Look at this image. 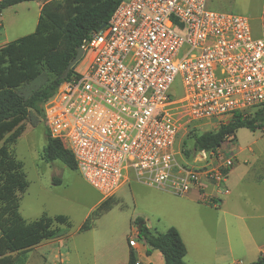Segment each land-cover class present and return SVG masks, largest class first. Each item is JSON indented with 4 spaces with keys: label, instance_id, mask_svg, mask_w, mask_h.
Here are the masks:
<instances>
[{
    "label": "built area",
    "instance_id": "obj_1",
    "mask_svg": "<svg viewBox=\"0 0 264 264\" xmlns=\"http://www.w3.org/2000/svg\"><path fill=\"white\" fill-rule=\"evenodd\" d=\"M253 30L208 0H121L43 103L44 127L103 200L133 180L177 196L195 191L216 207L233 159L216 151L187 160L182 144L213 119L264 107V0Z\"/></svg>",
    "mask_w": 264,
    "mask_h": 264
},
{
    "label": "trees",
    "instance_id": "obj_2",
    "mask_svg": "<svg viewBox=\"0 0 264 264\" xmlns=\"http://www.w3.org/2000/svg\"><path fill=\"white\" fill-rule=\"evenodd\" d=\"M121 0H0V14L7 8L24 2H39L41 7L33 33L23 36L0 52V264H11L12 254L24 252L44 241L58 236V227H70L62 215L49 217L43 214L38 219L27 221L20 212L21 195L28 183L22 164L15 158L12 147L24 131L23 122L33 112L43 119L42 105L52 97L58 85L68 79L64 73L83 42L106 25ZM51 75L45 83L28 96L20 94L23 86L35 82L42 73ZM239 129L264 132V107L255 108L242 116L232 113L214 129L200 132L190 130L183 141L182 153L191 160L193 152H216L227 140L235 137ZM45 133L41 160L47 164L56 161L75 171L72 154L57 139ZM59 184V180H54ZM112 198L103 200L99 207L85 220L80 230L92 227L94 221L109 211ZM142 219L135 220L137 239L147 249L158 251L164 264H184L185 247L174 228L164 234H154ZM129 245V243H128ZM135 253L129 245L127 264H135ZM254 264H264L259 258Z\"/></svg>",
    "mask_w": 264,
    "mask_h": 264
},
{
    "label": "rangeland",
    "instance_id": "obj_3",
    "mask_svg": "<svg viewBox=\"0 0 264 264\" xmlns=\"http://www.w3.org/2000/svg\"><path fill=\"white\" fill-rule=\"evenodd\" d=\"M242 8L243 6H235V10ZM17 9L21 11L22 26L15 34L8 32L9 40L28 35L35 27V13L27 11L25 6ZM235 10L227 12L238 14ZM10 13L5 12L4 15ZM260 13L261 10L251 19L255 33L258 30ZM9 21L8 17L6 24ZM11 23L14 24L12 21ZM79 67L82 68L81 65ZM48 75L44 72L35 82L21 87L20 94L28 96L49 79ZM172 91L176 96L181 95L179 80L173 84ZM210 126L208 130L214 129L217 120H211ZM23 127V133L12 147L15 158L22 164L28 183L25 193L21 195L19 212L27 221L38 219L43 214L49 217L64 215L69 219L71 227L56 226L59 232L53 239L58 238L57 240L44 241L27 251L12 254L11 264H96L98 259L102 261V257L112 254L118 255V260L128 250L130 239L138 241L136 219H142L141 224L147 227L164 232L168 226L183 220L184 216H191L184 200L188 194L177 196L167 191L146 188L131 180L115 194L112 208L94 222L93 228L80 231L91 208L101 197L84 182L77 171L67 169L58 161L47 164L41 160L40 154L45 144V127L41 117L31 112L23 122ZM250 146L254 148L256 157L264 159L263 131L239 129L236 139L234 137L224 142L217 149V153L227 159L232 158L234 163H240L247 152L237 156L236 150ZM53 179L60 183L54 184ZM200 203L213 208L207 202Z\"/></svg>",
    "mask_w": 264,
    "mask_h": 264
},
{
    "label": "crops",
    "instance_id": "obj_4",
    "mask_svg": "<svg viewBox=\"0 0 264 264\" xmlns=\"http://www.w3.org/2000/svg\"><path fill=\"white\" fill-rule=\"evenodd\" d=\"M262 4L263 0H208V7H212L215 11H234L236 5L243 6L242 9L235 11L250 21L253 15L260 12ZM41 5L39 2H24L9 7L0 14V52L23 37L18 36L19 38L15 40L8 39V32L15 34L22 26L21 11L17 8L25 6L27 11H33L36 16V27ZM5 12L11 13L4 15ZM8 17L10 21L6 24ZM244 152L247 153L244 154ZM240 154H244V160L240 163L236 161L228 173L227 194L219 197L215 195L214 189L206 184V192L209 195L218 196L216 207L211 208L200 203L198 194L191 191L184 198L191 216H184L183 220L168 226L164 232H158L144 224L154 234H164L169 228H174L185 247L184 264H254L260 255L264 254V159L256 157L254 148L251 146L237 149L236 155ZM144 187L158 190L148 186ZM115 194L111 197L112 199L115 198ZM102 202L103 199L99 198L86 219ZM93 226L94 223L90 229L85 231L91 230ZM130 241L131 239L128 243ZM131 249L139 264H164L163 257L158 251L152 250L146 254L147 247L140 240L133 241ZM128 253L129 248L119 256L118 260H116L118 255L112 254L102 257V261L98 259L96 264H127ZM60 263H62L61 260Z\"/></svg>",
    "mask_w": 264,
    "mask_h": 264
},
{
    "label": "water",
    "instance_id": "obj_5",
    "mask_svg": "<svg viewBox=\"0 0 264 264\" xmlns=\"http://www.w3.org/2000/svg\"><path fill=\"white\" fill-rule=\"evenodd\" d=\"M104 26L105 25L100 26L99 30H101ZM82 55H83V49L81 47H79L76 51V55H75L74 59L66 67L64 77H66L68 72L80 61ZM141 226H142V224L139 225V227H141Z\"/></svg>",
    "mask_w": 264,
    "mask_h": 264
}]
</instances>
